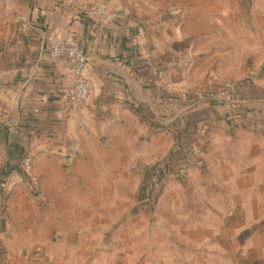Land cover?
<instances>
[{
	"label": "crops",
	"instance_id": "obj_1",
	"mask_svg": "<svg viewBox=\"0 0 264 264\" xmlns=\"http://www.w3.org/2000/svg\"><path fill=\"white\" fill-rule=\"evenodd\" d=\"M199 1L0 0V264H264V33L201 55ZM56 36L91 58L78 109ZM132 215L163 237L143 257Z\"/></svg>",
	"mask_w": 264,
	"mask_h": 264
},
{
	"label": "rangeland",
	"instance_id": "obj_2",
	"mask_svg": "<svg viewBox=\"0 0 264 264\" xmlns=\"http://www.w3.org/2000/svg\"><path fill=\"white\" fill-rule=\"evenodd\" d=\"M194 2L197 3V0H194ZM191 4H193L192 1ZM198 5L199 6H189L184 9L189 10L188 14H186L185 17V23L189 26V32L187 31V35L190 36V39H193L195 41L196 47L199 46L201 48V55H204L207 52H213L214 49L219 50L222 48L225 51H229V42L231 38L241 39L244 42L242 46L244 51L246 43L245 38L246 36L249 37L251 32L250 26L254 27V33H256L257 31L264 33V24H262L263 19H261L262 17H264V0H205L204 3H201L199 1ZM249 18H253L252 24H250ZM231 32H233L234 35H231ZM198 41H200V43H198ZM220 73L222 77L221 79H218L222 82L228 79H232L235 81L238 80L235 79L234 75L231 74V71L229 70L222 71ZM220 81H218L219 84L222 83ZM192 101H195V97H193ZM30 155L31 154L24 153L23 158ZM32 167L33 160L29 171H24L25 173H27L28 177L33 176L32 174L34 168ZM153 179L156 180V178ZM156 182L158 183V181ZM152 186L154 189L157 188V185L154 186L153 184ZM142 188L146 187L143 186ZM134 190V184L131 183L120 185L117 190L121 193L126 194L125 207L127 211L133 207L134 203L132 201H129L128 198L132 196L131 194H133ZM134 195L137 198V193ZM133 217L134 215L129 217L130 219L126 218L125 224L126 226H132L134 223H136L139 227L138 230L142 232V243H140V248H137L141 250L140 255L142 256V254L144 255L145 251H149L150 240H163V237L161 236L160 230H158L157 233L151 231V217L147 216L145 217V219H142V221H133ZM126 235L128 236V234ZM145 239H147V242L144 244L143 242ZM158 249L162 254L158 258H161L164 256L165 250L161 248ZM28 255L29 254L27 253V255L25 256L28 257ZM127 258H133L132 249L127 253ZM129 262L131 264V261Z\"/></svg>",
	"mask_w": 264,
	"mask_h": 264
},
{
	"label": "built area",
	"instance_id": "obj_3",
	"mask_svg": "<svg viewBox=\"0 0 264 264\" xmlns=\"http://www.w3.org/2000/svg\"><path fill=\"white\" fill-rule=\"evenodd\" d=\"M89 13L92 18L99 20H106L109 17V9L103 4H95L90 8ZM27 16V13L21 14V17ZM49 55L53 60L67 59L73 75V81L64 90L62 98L72 109H78L87 101L91 91V80L88 72L91 64L90 55L76 43L60 36L55 37ZM213 91L214 94L207 91L204 97L210 98L216 95L220 101L229 98V96L224 94L222 86H218ZM31 164L32 157L26 156L23 161L24 170L29 171Z\"/></svg>",
	"mask_w": 264,
	"mask_h": 264
},
{
	"label": "trees",
	"instance_id": "obj_4",
	"mask_svg": "<svg viewBox=\"0 0 264 264\" xmlns=\"http://www.w3.org/2000/svg\"><path fill=\"white\" fill-rule=\"evenodd\" d=\"M137 110H139V108H136ZM4 251H2L1 247H0V253L2 254Z\"/></svg>",
	"mask_w": 264,
	"mask_h": 264
}]
</instances>
